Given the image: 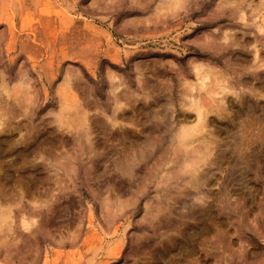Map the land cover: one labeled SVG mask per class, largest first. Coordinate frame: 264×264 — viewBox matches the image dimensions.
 Segmentation results:
<instances>
[{
  "label": "rangeland",
  "instance_id": "1",
  "mask_svg": "<svg viewBox=\"0 0 264 264\" xmlns=\"http://www.w3.org/2000/svg\"><path fill=\"white\" fill-rule=\"evenodd\" d=\"M0 264H264V0H0Z\"/></svg>",
  "mask_w": 264,
  "mask_h": 264
},
{
  "label": "bare ground",
  "instance_id": "2",
  "mask_svg": "<svg viewBox=\"0 0 264 264\" xmlns=\"http://www.w3.org/2000/svg\"><path fill=\"white\" fill-rule=\"evenodd\" d=\"M213 107H217V105L215 103H213L212 101H207L206 108L204 110L199 109L198 114H197V119H198V121H199L201 126H206V125H210L211 124V122L208 119V116H209L208 111L210 109H212ZM188 121H189V117L188 116H184L183 117V122L186 123Z\"/></svg>",
  "mask_w": 264,
  "mask_h": 264
}]
</instances>
